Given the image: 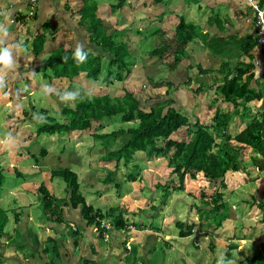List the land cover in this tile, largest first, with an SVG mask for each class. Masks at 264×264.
Returning <instances> with one entry per match:
<instances>
[{
	"label": "rangeland",
	"instance_id": "1",
	"mask_svg": "<svg viewBox=\"0 0 264 264\" xmlns=\"http://www.w3.org/2000/svg\"><path fill=\"white\" fill-rule=\"evenodd\" d=\"M186 1H191L192 3L190 6L194 7L195 0ZM16 3H18L17 0ZM183 6L180 0H164L163 8L165 11L170 7L174 8L173 14H171V12L169 13L173 15L172 18H170V15L167 13H164V15L162 14V16L156 13L151 14V12L143 11L148 8L152 9L151 6L128 11L127 15L123 10H120L116 4L113 6L105 5L103 9L98 8L99 11L96 12L99 16L104 14L109 16L108 21L102 24L107 29L108 34L113 33V26L121 27L117 24L119 18L122 17L127 20L126 26L113 34V38L117 42H122L123 36H126L127 43H130L134 38L138 37L137 31L139 29L144 28L150 22L158 20L161 16L164 18L166 25H174L175 21L178 22V19L173 22L174 16L180 15ZM158 10L160 11V8ZM0 11L2 12V10ZM26 11V8H17L13 16L8 17L10 26L17 25L13 20L17 15L23 14ZM115 11H118L117 21L112 22V15ZM141 12H145L142 13V18L139 17ZM88 19L92 21L91 17ZM188 20L189 21H186L191 22L194 21V18L188 17ZM162 25L163 24L158 23L151 24V28L148 29L146 33L149 35V38L153 36L152 30H161ZM18 31L21 36L29 39L28 41L26 40L27 43H23V49H25L26 46L31 43V40H33L32 37L34 38V35L32 37L31 35L29 36L28 30L25 34L24 30L18 29ZM144 31L145 29L141 32ZM80 32L82 33L83 31ZM196 33L197 36L195 39L199 41L200 35L203 34L204 31L201 27H197ZM55 34L56 31L54 32V35ZM80 38L85 43L88 41V38L85 40L82 37ZM48 41L50 40L48 39ZM5 42L14 43L15 41L6 39ZM78 42L79 40L76 38L67 39L64 45L58 44L57 48L74 51ZM191 43L192 42L187 45L186 56L193 62L191 65H194L190 66L189 69L192 81L189 83L190 85L185 88L184 86L180 87L182 92L181 90L178 91L181 95L180 97L184 99L183 90L185 89V92H188V97L184 104L181 102V98L180 100L175 99L174 105H176L178 109L187 106L193 108L187 112L188 117H191L189 121L191 124L195 123V117L197 116L201 123L210 124L215 110H209L208 106L216 98L214 91L208 93L207 97H197L194 95L196 92L194 79L199 72L203 74L205 70L203 69V64L202 68L195 67V61L203 59L206 62L205 59H208V57L203 55L199 44L191 48ZM173 44H175V42ZM145 46L146 48L148 47V45ZM129 47L132 52L134 48L133 45L130 44ZM1 48L2 47H0V49ZM51 48L57 49L55 45L48 46L46 51L44 50L38 59L49 60L50 54H52L50 53ZM12 51L16 53V49L12 47L9 51V55L13 54ZM28 52H30L28 55L29 58L34 60L31 46L28 47ZM133 52L136 53V55L138 54L137 50ZM0 54H2V52H0ZM13 57L14 56H12V58ZM106 57L105 55L103 62H107ZM233 59L236 62L237 58L235 57ZM142 60L144 59L139 56L137 59L128 60V66L132 68V71L128 72L124 70L123 74L125 77L120 82L106 80L104 72L98 76L97 80L88 78L85 73H80L78 77H74L71 81L67 79L57 80L56 78L53 82H49L46 76L49 77L51 72L46 69L43 70V74L33 79L32 84L10 87L8 95L12 96L13 99L8 102L6 101L7 93L3 92L4 87L7 88L6 91L8 92V87L0 86L2 87L0 92V156L9 155L12 157L18 153L17 148L19 147L21 149V154L28 151L31 154H35L34 158L37 159L41 149H50L52 143L49 142V139L52 138L57 142H61L62 145L57 143L53 149H51L49 156L53 160H48L46 158L41 161L40 168L31 167L37 183H46V178L50 176L51 171H64L66 169H70L79 175L80 191H83L82 187L85 185L92 184L96 186L101 178L107 176V169H113L118 177L122 179L125 172L129 169H125L122 166L117 170L114 165H110L103 161L102 158L106 155L107 150L103 149L100 140H96L89 135L96 132V127L100 124L93 123L92 130L82 134L79 132H72L69 134L67 132L56 131L54 135L49 136L45 134L37 135V129L32 120L35 121V123L41 124L44 123L43 121L47 123V118H54L57 122L63 123L65 121L61 113L62 109L64 107L74 108L78 99H80V101L86 99L92 101L94 98L109 96L113 102H116L118 99L124 98L127 94H132L140 99L142 97L144 98V95L150 94V91L153 89L154 92L147 99L145 98L147 103L143 105L144 109H148L150 105L149 101L153 98L152 96L164 95L168 92L166 87L168 79L166 78L169 76V71L168 67L156 65L150 58H147L146 61ZM212 62L215 61L208 60V63ZM11 63V61L7 65L1 63L0 73L5 71L9 79L14 83H19L17 79H14V76L16 72L20 73V70H14L13 66H10ZM20 66H22L21 68L29 69V75L33 74L34 65L30 66V63L23 61ZM44 66L45 64H41L40 69L44 68ZM184 68L186 69V66H184ZM212 70H210V73L213 72ZM208 72L209 70L206 71V73ZM226 72H230L228 67H226ZM181 76L182 74H180V77ZM206 76L199 77V81L202 82L205 80ZM52 77H54V75ZM212 77L213 75L211 79H213ZM148 80L152 82L148 83ZM209 80L210 77L207 76V82H209ZM25 82L26 80H23V83ZM28 82H30V79ZM172 83L176 82L173 81ZM185 83H187V80ZM173 93L175 94L176 91H173ZM175 97H177V95ZM157 98L159 99L160 96ZM150 103H154V101ZM2 104L4 108H2ZM252 105L259 107L260 103H253ZM262 106L264 108V103ZM196 108H200V110L198 111ZM42 109H46V113H42ZM256 110L257 108L254 110V113ZM23 111L30 114L27 115L25 120H22L23 116H19ZM25 122L27 123L21 125ZM105 122V129L99 130L97 133L112 134L113 132L119 131L122 127L133 126L135 123L137 124V122H134L130 125H125L120 120V116H115L110 121ZM230 128V132L234 134L235 131L244 129L245 126L238 128L235 124H232ZM182 130H185V128H182ZM175 138L180 141L181 138L184 137L181 136L180 138L176 136ZM3 139L7 140V143H4L2 141ZM128 140L127 134L118 135L117 143L112 149L119 151ZM62 146L65 149L64 152L61 151ZM172 153L173 152L170 154ZM244 154L246 159L245 163L246 166H248L247 172L249 173L228 175L226 178L228 189L225 191L226 196L224 200L228 202L230 213L229 218L224 219L221 222V226L216 228L217 221L214 217L208 215L207 218L201 215L200 212L197 211V208L200 207L206 210L212 208L213 204H203V201L210 202L211 199H204L202 194L205 191L208 195L207 197H209L216 190L223 192L220 181L212 185L202 177L195 180L187 178L185 181V189L183 191H176L175 189L178 188L179 182L172 168L168 165V159L158 156L148 157L144 153H135L133 159L134 165L129 168L135 169L134 166H139L137 174H139L140 180L131 185H123L122 192L120 193L121 195H118V200L116 196L113 195L109 206H115L120 202H126L127 204L132 202L140 207L137 213L141 211L148 214L149 217L152 215L156 216L157 219L155 221L150 220L145 215L140 220L138 219L137 221L141 222V225L146 226L145 228L147 229L141 230L139 233L130 234L131 238L129 243L134 242V240L136 242V238L139 237V241L142 242L141 245H136L134 247L135 243H133L132 249L134 248V252H130V254L127 251L116 249L111 252H109V250H104V260L106 263L103 262L102 264H226V261H231V264H240L246 257H258V259L261 260L259 254H262L264 257V211L262 209L260 210L255 204L264 199V172L257 169L253 160V157L261 160V156L258 153L255 152L251 154V150H247ZM29 163L30 166L36 165L32 159H30ZM18 170L21 169L18 168ZM9 180H11L10 183L7 181L4 182L3 188H1L3 192L0 193V207H6L7 209L14 208L20 212H25L27 210L29 217L37 215V219L32 221V225L30 224L31 218H27L26 231L23 230L20 224L14 225L13 220H11L10 227L5 231V236L0 239V258H3L2 263L21 264L23 262V264H48L50 261L41 259H35L34 261L29 260L28 262L27 259L33 256V252L31 249L24 246L23 243L30 242L31 247L36 245L39 247L40 241L38 240L50 234L57 238L70 241L69 235L66 233V228L64 227V232L61 233L56 229L50 228L47 223H42L46 221V219L42 217L43 215L39 210L42 208L35 204L38 198L33 195L29 196L28 194L21 193H27L28 186L24 185V183L28 182V177L23 180L14 179L12 172ZM235 182L236 184L233 185ZM54 185L58 186V196L66 199V184L64 181L60 177L54 178L49 185L52 192ZM165 185L171 187V195L164 200V191L160 190L159 186L164 187ZM131 188L135 193V197L132 196L129 190ZM39 189V185L35 186V192ZM113 191L115 192L114 189ZM38 194L39 191H37V195ZM17 198H19V200ZM96 201L98 202H93L96 205L102 202L97 199ZM62 206L65 207L66 205L63 204ZM190 222L195 224L191 235L186 238H181L179 236V226L186 223L191 224ZM28 229L31 230L33 236L28 235ZM18 230H21L24 236L23 238L21 237V233L17 234ZM231 239L237 240L231 241ZM211 241L214 242V246L217 248L216 260L212 249H210L211 246H209L212 243ZM118 242H120L119 246L115 247L123 249L121 239H119ZM152 242H154L155 247H153ZM232 242H235L234 244H236L237 247L230 250L232 259H228L227 250L230 248L229 245L232 244ZM21 244L23 248H21ZM106 246L109 247L110 244ZM65 249H68L67 251L70 255L73 252V247L71 245L66 246ZM150 250H152L151 254H149ZM241 252L245 255L243 259L239 255ZM61 253L62 256L59 264H83L81 252L76 253L74 256L71 255V260L69 261H67L68 259L66 258L67 255L64 249H61Z\"/></svg>",
	"mask_w": 264,
	"mask_h": 264
},
{
	"label": "trees",
	"instance_id": "2",
	"mask_svg": "<svg viewBox=\"0 0 264 264\" xmlns=\"http://www.w3.org/2000/svg\"><path fill=\"white\" fill-rule=\"evenodd\" d=\"M91 1L93 0H90L89 3ZM161 2L162 0H155L157 4ZM91 8V5H88L86 8L84 7V14L80 17L89 18L92 16L94 18V20L90 22V38L87 45L88 47L90 46L92 50H84V52L87 53L86 58L83 61H77V59L73 57L74 52L64 53L62 49L55 50L52 52L50 59L44 63V68L39 69L32 66L34 72L30 75L29 69L24 68L20 70L19 77H22L20 81H22L24 75H26V84H32L34 76L43 74V70L46 69L51 72L49 77L46 76L48 81H52L55 78H69L71 81L82 72L86 73V76L93 80H97L98 76L104 72L106 80L122 81L125 77L123 71H132V68L128 66V60L137 59L139 56L144 59L142 61H146L147 58H150L153 60L154 64L164 65L169 58L168 63H173V67L186 59L187 45L194 41L197 36V27L188 23L184 18H180V23L175 26V31H167L172 37L167 36L162 29H153V36L149 38V35L146 34L147 30L151 28V24H159V21L156 20L147 24L144 28L139 29L137 31L138 37L134 38L130 43H127L126 36H123L122 42H117L114 40L113 35H106L105 31L97 30L98 22L95 16L89 15V11H92ZM13 22L16 24H25L26 20L23 19L21 15H17ZM143 29H145V31L141 32ZM49 31L50 25L44 23L42 25V32L36 33L34 39L30 43L35 62L38 61L39 56L46 49ZM202 38L205 40L204 35H202ZM26 40L28 41L29 39L27 38ZM174 42L175 45L173 44ZM130 44L138 51L137 55L133 52L135 51L134 48L131 52L129 47ZM255 44H258L257 40ZM145 45H148V47L146 48ZM251 47H253V45ZM105 55L107 56V62H103ZM196 63L197 68H202V64L199 60H197ZM228 66L229 63L224 65V67ZM237 67L240 69L237 70V74L234 73L235 71L226 72L225 75H227H224L225 78L221 83H218V85H213L211 83L208 89L207 86L209 82L204 84L199 81V77L206 74L207 70H204L203 74L199 72L194 79L196 85L195 96L207 97L206 92H215L216 98L208 106L209 110H215L210 124L201 123L199 118L195 117L197 122L192 125L183 111L177 110L171 106L174 104V101L169 99H161L153 103V105L150 104L149 106L152 105L150 111H141L142 105L147 103V101L138 99L132 94H127L124 98L118 99L116 102H113L109 96L94 98L92 101L88 99L80 101V99H78L74 108L64 107L62 109L61 113L65 121L63 123L57 122L54 118H47V123L43 121L44 123L38 124L33 120L32 122H34V126L37 129V135L45 134L50 136L54 135L56 131L67 133L79 132L82 134L87 132V130H92L93 123L100 124L96 127L97 132L105 129V121H109L121 112L119 116L124 124L134 122H137V124L135 123L133 126L122 127L119 131L113 132L112 134L97 132L93 134L94 139L100 140L102 147L107 150L106 155L102 158L103 161L108 163L111 161L117 163L124 161L126 165L129 159L134 158L136 151L151 157V152L146 151H149V147L151 148L152 146L153 152H158L169 159V166L172 168L179 182L178 188L175 189L176 191H183L185 189V181L187 178L195 180L202 177L212 185L220 181L223 192L216 190L207 197L208 195L203 190L204 193L202 197L204 199H211L210 202L203 201V204H213L212 208L208 210L200 207L197 208V211L207 218L208 215H212L217 221L216 228H218L221 226V222L224 219L229 218L230 213L228 202L224 200L226 196L225 191L228 189L226 178L228 175L249 173L247 172L248 166H246L244 154L247 150H251V154L256 152L261 156V160H258L256 157H253V160L257 169L264 172V108L262 106L264 103V92L260 86H250V81L254 77L253 73L248 75V72L250 73V68L247 69L240 64H237ZM53 75L54 77H52ZM29 79L30 82H28ZM191 81L192 80H190L188 84L191 83ZM151 82V80H148V83ZM17 85V83H14L6 76L5 71L0 73V86L8 87V92L5 87L3 90L4 93H7V102L13 99L12 96L8 95L10 92L9 88L17 87ZM167 87L168 92H166L163 98L174 97L173 91L177 92L178 89H174L169 83ZM1 88L2 87H0V92ZM153 92L152 89L150 94H146L144 98H148ZM158 96L161 97L163 95L152 96L153 98H151L150 101L158 100ZM253 103H260V105L257 107L252 105ZM2 108H4L3 104ZM256 108L257 110L254 113ZM46 111V109H42L41 112L46 113ZM27 115L30 114L23 111L19 116H23L22 120H25ZM26 123L27 122L22 123L21 125ZM232 124H235L238 128L243 126H245V128L235 131V133L232 134L230 132ZM183 126L187 127L183 137L187 136L188 139H182L181 142L169 140V137H171L173 133L178 132ZM124 134L128 135L129 140L119 151L113 150L112 148L115 147L117 143L118 135ZM161 138L165 140V145L162 148H158L157 143ZM172 149H174V152L172 155H169ZM17 151L18 154L15 158L7 155L0 156V186L7 180V173L14 164L26 166L20 171H15L16 177L24 179L25 175H27V185H34L37 183L35 176L33 180H30V176L34 175V172L30 168L29 162L30 159H32L36 165H40L41 161L45 159L44 154L48 153L47 150L41 149L37 159L34 158L35 154H31L28 151L21 154V149L19 147ZM53 177L64 178L66 182V192L70 193L71 200L65 207H70L73 210L68 214H64V206H62L61 203L66 202L67 198H56L50 194L49 190L46 189L44 185H40L38 201H40L43 213L45 215L50 214V217L49 215L47 216L49 221L59 224L63 222L64 216H66L69 227H72L73 224L78 226L83 220L86 222L87 226L95 224L101 214L97 213L93 208L87 207L86 198L79 189L78 174L70 169H66L61 172L54 171ZM130 179L133 180L134 178L130 176ZM236 182L233 185H235ZM170 188L169 185H165L164 187L159 186V189L164 191V200L170 197ZM255 205H257L260 210L262 209L264 211V199ZM20 216L24 218L23 211L16 214V222L19 220ZM73 217H78L79 219L73 220ZM147 218L154 221L157 219L156 216L152 215L149 217L148 214ZM20 222L26 225V220H20ZM8 223L9 217L7 213L0 209V237L4 235ZM120 225H123L121 221ZM145 227L146 226H140V228L144 230L147 229ZM194 227L195 224L193 223L181 224L179 226V236L181 238L190 236ZM51 228H56V225L53 224ZM70 231L75 239L77 237L76 231L74 232L72 229ZM236 240L237 239H231V241ZM48 242L50 244L54 243L53 240ZM234 243L235 242H232V244L229 245L230 248L227 250L228 259H232L230 250L237 247ZM152 245L155 247L154 242H152ZM115 246H119V244ZM209 246H211L210 249H212L216 260L217 248L214 246V242ZM65 247L66 246L63 245L59 248L57 243H55L54 248L49 250L47 254H44L41 259L50 261L48 264H59L61 260L60 249ZM74 250L77 253L81 252L83 264L98 263L104 253L99 246L95 247L93 244H88L85 249L81 251L77 246L76 240L74 243ZM65 253L67 259L71 260V255L68 252ZM151 253L152 250L149 251V254ZM239 255L242 259L245 256L243 252ZM259 255L261 260H259L258 257H246L240 264H264L263 255ZM87 256H89V259L86 258ZM2 261L3 258H0V264H3ZM21 264H23V262Z\"/></svg>",
	"mask_w": 264,
	"mask_h": 264
},
{
	"label": "crops",
	"instance_id": "3",
	"mask_svg": "<svg viewBox=\"0 0 264 264\" xmlns=\"http://www.w3.org/2000/svg\"><path fill=\"white\" fill-rule=\"evenodd\" d=\"M90 0H40V6L37 15L32 19L26 27L21 26L19 23L17 25L9 24L8 17H12L17 8L26 7V0L22 3H16V0H0V50L9 51L12 47L16 49V53L10 55V61L12 62L10 66H13L14 70H22L21 63L27 61L35 68L40 69V65L46 63L48 60L38 59L34 61L29 58L28 47L23 49V43H26V38L19 34V30H24V34L27 32L31 37L38 32H42V25L44 23L53 24L52 29L57 31L55 35L48 32V36L52 37L54 41H47L46 49L48 46H53L57 48L58 44H64L69 37L72 29L79 23V18L84 14V7L89 3ZM124 0H97V6L105 5H115L116 3L123 2ZM153 0H127V2H132L136 7L146 8L152 7V9H144L145 12L156 13L158 15H164V13L173 14L174 8L170 7L166 11L163 8L164 0L161 3H156V7L146 3H151ZM183 4V9L180 11L179 16H174V20L178 19V22H174V25H166L164 18L161 16L158 21L159 24H163L161 29L165 31L167 36H171L167 33L168 30L175 31V26L180 23V18L188 20V17L194 18V21L188 22L196 27H201L204 31L205 40L200 36L199 41L196 39L192 41L191 48L199 44L203 55H206L209 60H214L213 65H204V69H213L212 73H207L210 77L207 89L210 84L218 85L225 78L226 67L224 65L229 63L230 72L237 74V64H240L247 69L250 68V73L254 74L253 79L250 81L251 87L260 86L264 92V53L259 50L255 44V27H254V17L252 11L251 1L255 4L264 6V0H195L194 7H191V1L180 0ZM160 8V11L158 10ZM158 8V9H157ZM145 12H141L139 17L142 18ZM20 13V12H19ZM20 15H23L22 13ZM170 15V14H169ZM19 16V15H18ZM104 21H107L108 15L104 14L100 16ZM173 15H170L172 18ZM76 18V19H75ZM15 21V19L13 20ZM172 22V23H173ZM4 26V27H3ZM160 27V26H159ZM172 37V36H171ZM14 40V43L5 42V40ZM32 39H34L32 37ZM174 39V38H173ZM32 42V40H31ZM86 45V44H85ZM253 45V47H251ZM16 46V48H15ZM10 47V48H9ZM45 49V51H46ZM57 49L51 48L50 53ZM51 55V54H50ZM12 56H14L12 58ZM237 58L236 62L233 58ZM197 61V60H196ZM195 61V62H196ZM232 61V62H231ZM235 62V63H234ZM1 64V63H0ZM187 64V65H186ZM183 66H189L186 63ZM194 66V65H193ZM197 66V63H195ZM240 70V69H239ZM19 72H16L14 79H17L18 85H26L27 79L24 75L23 83L22 77H19ZM180 74L182 76L180 77ZM213 75V79L211 76ZM225 75V76H224ZM38 76V75H36ZM34 76V78L36 77ZM175 77H179L181 82H186L188 79L187 73L184 70L177 72ZM56 79V78H55ZM58 80V79H57ZM54 81V79L52 80ZM51 81V82H52ZM185 91V89L183 90ZM215 93V92H214ZM206 94H208L206 92ZM188 94L184 92V99L177 94V100H180L184 104L187 100ZM186 112L192 110L190 106L185 108ZM195 109V108H194ZM198 111L200 108H196ZM134 245H141L139 237L134 240ZM133 252V250L131 251ZM136 257V256H135Z\"/></svg>",
	"mask_w": 264,
	"mask_h": 264
},
{
	"label": "clouds",
	"instance_id": "4",
	"mask_svg": "<svg viewBox=\"0 0 264 264\" xmlns=\"http://www.w3.org/2000/svg\"><path fill=\"white\" fill-rule=\"evenodd\" d=\"M22 1L23 0H19V3H22ZM96 2L97 1H95V0L91 1L90 3H88L85 6V8L88 5H91L92 6V8H91L92 11L87 10V11H89V15L90 16L91 15H94L95 16V19L98 22L97 30L105 31V34L107 35L108 34L107 33V29L102 25L106 21H104L97 14V12H96V11H99L98 8L103 9V6H101V7L97 6V3ZM147 4L153 5V6L156 7L155 0H153L151 3H148L147 2L146 5ZM116 5L119 7L120 10H123L126 13V15H127V12L128 11H134V10H136V9L139 8V7H136L132 2H127V0H124L123 2L116 3ZM39 6H40V0H36V6H33L32 5L31 0H26V7H24V8H26L27 11L25 13H23V15H21L22 18L26 20V23L25 24H20L19 23V24L21 26H23V27H26V25L32 19H34V17H36L37 12H38V9H39ZM117 15H118V11H115L113 13V15H112V19H111L112 22H116L117 21ZM91 18H92V21H93L94 18L92 16H91ZM92 21H89L88 18H79L78 25L75 26L72 29V31H71V33H70V35H69V37L67 39L76 38V39L79 40V42L77 43L74 51L63 50V48H60V49L57 48V50H61L62 49L64 51V53H69V52L72 53V52H74L73 57L76 58L77 61H83L86 58V55H87V53H85L84 50H86V49L92 50L91 47H88L87 46V43L89 42V38H90V32H89V28L91 27L90 22H92ZM107 21H108V19H107ZM126 23H127V20H125L122 17L119 18L118 21H117V24H119L121 27H119V26L118 27L117 26H113L114 27L113 28L114 29L113 30V33L112 34H108V35L112 36L113 34L117 33L118 31H120V29H122L123 27L126 26L125 25ZM48 24L50 25V31H49V33H51V34L54 35V32L55 31L52 29L53 24H51L49 22H48ZM80 31H83V32L81 33ZM80 37H82L84 40L86 38H88V41L85 43V42H83V40ZM50 38L52 39V41H54V39L49 36V40H50ZM62 45H64V44H62ZM198 60L203 65H205V64L206 65H213V62L212 63H208V60L209 59H205L207 63L203 59H198ZM168 62H169V58L164 63V66L168 67V71H169V76H168V78H166V79H168L167 80V84L168 83L171 84L172 87L174 89H178V91L181 90L180 87L184 86V88H185L186 86L190 85V84H188V82L190 80H192V78H191V75L189 73V69H190V66H193V65H191V64H193V62L190 59H188L187 56H186V59H184L182 62L178 63L177 65H175L173 67H172V64L173 63H168ZM0 63L5 64V65H7V64L10 63V55L8 54L7 51H3L2 50V54H0ZM186 63H189V66H186V69H185L183 65L186 64ZM195 67H197V66H195ZM181 70H184L187 73V77H188L187 83L181 82L179 77H175V74H177V72H180ZM206 70L207 71L209 70V72H210V70H212V69H205V71ZM206 75H207V73L204 74L203 76H200V77H205ZM207 76H206V79L202 81V83L205 84L207 82ZM58 79H67V80H69V78H58ZM173 81H175L176 83H172ZM49 82H51V81H49ZM113 82H120V81L119 80H114ZM167 84H166V87H167ZM167 89H168V87H167ZM178 91L174 94V97L163 98L166 95V94H164L158 100L154 101V103L155 102H158L161 99L162 100L169 99V100H173L174 101L175 99H177V97H175V96L177 94L180 95V93ZM181 92H182V90H181ZM184 92L185 91H183V94H184ZM185 93L188 94V92H185ZM140 99L145 100V98H143V97L140 98ZM150 102H152V101H150ZM150 102H149V104H152L153 105V103H150ZM152 105L149 106L148 109H144L143 108V105H142V107H141L140 110L141 111H145V112L150 111ZM171 106L174 107V108H176L177 110L183 111V113L187 115V118L190 121V118L191 117H188V113L185 110L178 109L176 107V105H174V104H172ZM120 113L121 112H119V114L117 116H119ZM120 120H121V118H120ZM196 122H197V120L195 121V123ZM130 124H132V123H130ZM130 124H125V125H130ZM125 127H127V126H125ZM182 128H185V130H182ZM182 128L178 132L173 133L172 136L169 137V140H172L174 142H181L182 139L187 138V136H185L184 138H181V136L183 137V134L186 131L187 127L183 126ZM87 131H90V130H87ZM57 132H59V131H57ZM96 132H93V133H91L89 135L91 137H93V134L96 133ZM176 136H179L181 138V140L179 141L178 139H176L175 138ZM2 141L4 143H7V140H5V139H3ZM49 142L52 143V146H50V149L47 150L48 153L47 154H44L45 159L47 158L48 160L49 159H52L49 156V154L51 152V149H53V147L57 143H59V144L62 145L61 142H57V141H55L52 138L49 139ZM164 145H165V140L163 138H161L159 140V142L157 143V147L158 148H162V147H164ZM17 150H18V148H17ZM61 151L62 152L65 151V149L63 148V146H62ZM146 152H151V157H153V156L164 157V155H162V154H160L158 152H153L152 146H151V148L149 147V151H146ZM171 152H174V149H172L169 152V155H172L173 154V153L170 154ZM136 153H139V152L136 151ZM17 154L18 153H16L15 155H13L12 158H15ZM7 156H9V155H7ZM133 159L134 158L129 159L128 162H126L127 163L126 165H125V162L124 161H121L120 163H117L115 161H111L109 163L110 165L111 164L114 165L115 168H117V170L120 169L122 166L125 169H129V170H127L125 172V174H124V176H123L122 179L118 177V175L116 174V172L113 169H107L106 170L107 176L105 178H101L100 181L97 183L96 186H94V185L91 184V185H85V186L82 187L83 188V191H81V192L83 193L84 197L86 198L87 207H91L97 213L101 214L100 217L96 220V223L93 224L92 226H87L86 225V222H84V220H83L78 226H76V225L73 224L72 227H69L68 224H67L66 216H64L63 222L57 224L55 222L49 221V219H48L47 216L49 215V217H50V214L45 215L43 213V210L42 209H39L40 212L43 215L42 217H44L46 219V221H43L42 223H47L50 228H51V226L53 224H55L56 225V228H54V229H56L57 231H59L61 233L64 232V227H65L66 228V233L69 235L70 241H68L66 239L57 238V237H55V236H53V235L50 234L48 236H43L41 239L38 240V241H40V246L39 247L37 245L31 247L30 246L31 245L30 242H28V243L27 242H24L23 245L26 246L27 248L31 249L32 252H34L33 253V256L30 257V258H28L27 261L29 262V260H33L34 261L35 259H37V260L41 259V257L44 254H47V252L49 250H52L54 248V244L55 243H57V245H58L59 248L61 246H63V245H65V246L71 245L73 247V252L71 253V255L74 256L77 253L74 250L75 240L77 241V246H78L79 250H81V251H82V249L84 250L85 247L88 244H93L95 247L96 246H99L100 249H102L103 251L104 250H109V252H111V251H113V250L116 249V250L127 251L129 254H130V252L132 250L134 252V248L132 249V244L134 242L129 243V240L131 238L130 237V234H132V233L133 234L139 233L141 230H144V229L140 228V226H142L141 225V222H138L137 220L138 219L140 220L141 218H143L144 215L147 216V214H145L144 212H141V211H139L137 213V211L139 210L140 207L138 205L132 203V202H130L129 204H127L126 202H120V203H118L115 206H109V203H110V201L113 198V195H115L116 198H117V200H118V195H121L120 193L122 192L123 185H128V184L131 185V184H133V183H135V182H137V181L140 180V176H139V174H137V169L139 168V166H134L135 169L134 168H131V169L129 168L130 166L134 165ZM166 159H168V158H166ZM168 165H169V159H168ZM25 167L26 166H19V165H15V164L12 165V167L10 168V170H9V172L7 174V180L6 181L10 183L11 180H9V177L12 174V172H13L14 179H20L21 180L22 178L16 177L15 171L18 170V168L19 169H22V168H25ZM31 167L32 168H40L41 165H31L30 168ZM18 171H20V170H18ZM53 172L54 171H51L50 176H48L46 178L47 179V182L46 183H36L34 185H32V184L31 185H27L26 184L27 182L24 183V185H27L28 186L27 193H24V192H21V193L28 194L29 196H32L33 195L34 197L39 198V194L37 195V191H39V190H37L35 192V186H37V185H39V186L40 185H44L46 187V189L49 190V192H50V194L52 196H54L56 198H60L58 196V186H56V185L53 186V192L51 191V188L49 187V185L52 183L53 179L54 178H57V177H53ZM34 176L35 175H31L30 176V180H33L34 179ZM130 176H132L134 179L131 180L130 179ZM26 177H28V176L25 175V178ZM60 178L66 184L64 178H62V177H60ZM3 184L0 186V193L3 192V191H1V188H3ZM113 189L115 190V192L113 191ZM129 190L131 191L132 196L135 197V193L132 190V188L129 189ZM9 192H10V190H9ZM66 194H67V201L66 202H62L61 205H63V204H65V205L67 204L68 205L70 203V201H71L70 200V193L69 192H66ZM17 199L19 200V198H17ZM60 199H62V198H60ZM96 199L99 200V201H102V202L99 205H96L95 203H93V202H98V201H96ZM20 202H21V200H20ZM35 204H37L39 207H41L40 201L37 200V202ZM0 209L3 210L5 213H7L8 217H9V223H8L7 227L5 228V231L10 227L11 220H13V224L14 225L20 224L22 226L23 230L26 231V225L27 224L24 225V223L23 222H20V220H26L27 221V218L28 219L31 218L30 224H32L33 223L32 221L37 219V215L36 216H33V217H29V215L27 213V210H26L24 212V218H22L20 216L19 220H17V222H16V217L15 216H16V214L20 213V211H17V209H14V208H8L7 209L6 207H0ZM72 210L73 209L70 208V207H64V214H68ZM68 219H70V218H68ZM77 219H79V218L78 217H73V220H77ZM120 221L122 222V224H123L122 226L123 227L120 225ZM191 223H193V222H191ZM71 229L74 232L76 231L77 237L75 239L72 236V233L70 231ZM19 233H21V237L23 238L24 236L22 235L21 230H18L17 234H19ZM27 233H28L29 236H33V233L31 232L30 229H28ZM4 236H5V233H4L3 236L0 237V239L3 238ZM119 239H121V241H122L121 244L123 245V249H118V248L115 247L116 244H120V242H118ZM51 240L54 241L53 244H50L48 242V241H51ZM23 241H24V239H23ZM107 244H110V246L109 247L106 246ZM23 245L22 244L20 245L21 248H23L22 247ZM136 245H138V244H136ZM136 245H134V247ZM65 248H61V249H64L65 252H68L67 251L68 249H65ZM61 249H60V255L62 256ZM66 258H67V256H66ZM86 258L89 259V256H87ZM67 261H69V260H67ZM103 262L106 263V261L104 260V253H103L102 257L100 258L99 262L96 263V264H102ZM226 264H231V261H226Z\"/></svg>",
	"mask_w": 264,
	"mask_h": 264
},
{
	"label": "built area",
	"instance_id": "5",
	"mask_svg": "<svg viewBox=\"0 0 264 264\" xmlns=\"http://www.w3.org/2000/svg\"><path fill=\"white\" fill-rule=\"evenodd\" d=\"M32 5L36 6V0H31ZM254 27L258 39V44L261 50L264 52V6H260L251 1Z\"/></svg>",
	"mask_w": 264,
	"mask_h": 264
},
{
	"label": "bare ground",
	"instance_id": "6",
	"mask_svg": "<svg viewBox=\"0 0 264 264\" xmlns=\"http://www.w3.org/2000/svg\"><path fill=\"white\" fill-rule=\"evenodd\" d=\"M17 2L19 3V0H17ZM18 3H17V4H18ZM252 8H253V7H252ZM255 37H256V40L258 41V39H257V35H256V32H255ZM257 47L259 48V50H260L261 52H263V50L260 49L259 44H257ZM263 53H264V52H263Z\"/></svg>",
	"mask_w": 264,
	"mask_h": 264
}]
</instances>
